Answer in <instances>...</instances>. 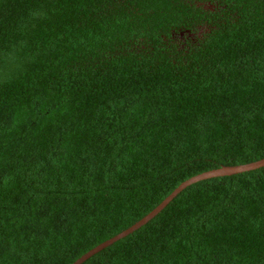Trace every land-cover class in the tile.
I'll use <instances>...</instances> for the list:
<instances>
[{"label":"trees","instance_id":"16d2710c","mask_svg":"<svg viewBox=\"0 0 264 264\" xmlns=\"http://www.w3.org/2000/svg\"><path fill=\"white\" fill-rule=\"evenodd\" d=\"M261 160L264 0H0V264H75ZM85 264H264V168Z\"/></svg>","mask_w":264,"mask_h":264},{"label":"water","instance_id":"95a60500","mask_svg":"<svg viewBox=\"0 0 264 264\" xmlns=\"http://www.w3.org/2000/svg\"><path fill=\"white\" fill-rule=\"evenodd\" d=\"M262 168H264V160L248 165L235 166V167H222L221 169L213 170L190 179L189 181L183 183L179 188H177L164 202H162L148 216H146L141 221H139L138 223H136L134 226L124 231L123 233L119 234L118 236L99 245L98 247H96L95 249L84 255L82 258H80L75 264H85L88 260L96 256L97 254L101 253L105 249L113 246L117 242L127 238L128 236L134 234L138 230L145 227L152 220H154L159 214H161L187 188L202 181H207L215 178L236 176L244 173L257 171Z\"/></svg>","mask_w":264,"mask_h":264}]
</instances>
